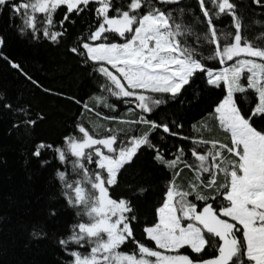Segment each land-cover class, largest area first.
Segmentation results:
<instances>
[{"label":"snow or ice","instance_id":"obj_1","mask_svg":"<svg viewBox=\"0 0 264 264\" xmlns=\"http://www.w3.org/2000/svg\"><path fill=\"white\" fill-rule=\"evenodd\" d=\"M253 5L264 16V0H0L20 36L63 48L90 89L47 87L0 51L35 89L77 109L57 139L36 138L47 114L0 92L9 133L53 168L54 199L70 211L51 237L44 222L30 226L31 238L55 239L61 264H264V20ZM205 87L219 91L187 132L183 115L158 116ZM145 155L158 183L117 193ZM149 192L142 219L136 201Z\"/></svg>","mask_w":264,"mask_h":264},{"label":"trees","instance_id":"obj_2","mask_svg":"<svg viewBox=\"0 0 264 264\" xmlns=\"http://www.w3.org/2000/svg\"><path fill=\"white\" fill-rule=\"evenodd\" d=\"M252 8L255 18L264 20L260 9L255 5ZM16 23L19 21L10 19L7 10L0 14V36L5 39V45L0 51L20 62L47 87L79 96L90 90L87 79L78 71L76 62L64 54L63 48L46 42L36 43L20 36L14 26ZM218 26H229V19L225 18ZM218 91L210 92L205 87L198 99L190 91L183 105L170 102L158 110V116L167 115L171 119L174 113L183 115L187 132L190 123L210 108ZM0 92L6 93L13 100L23 96L26 102L32 103L34 111L42 109L47 114V119L37 126L33 134L36 138L57 139L70 125L77 110L74 104L62 98L44 95L35 89L2 58ZM10 127L9 116L6 113L0 114V264H61L64 254L55 239L31 238L30 226L34 222H44L51 237L63 230L70 219V211L63 207L62 198L54 199L58 197V184L54 179L53 168H42L34 159L30 160L29 141L19 133L10 134ZM158 178L159 173L152 168L149 157L141 156L134 168L125 174L116 191L127 194L126 183L155 185ZM155 196L156 192H149L136 201L142 219H151ZM52 207L59 210V215L54 219L47 216Z\"/></svg>","mask_w":264,"mask_h":264}]
</instances>
